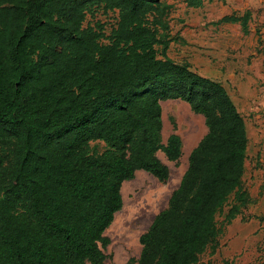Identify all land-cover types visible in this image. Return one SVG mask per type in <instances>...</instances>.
I'll return each mask as SVG.
<instances>
[{"label":"trees","instance_id":"obj_1","mask_svg":"<svg viewBox=\"0 0 264 264\" xmlns=\"http://www.w3.org/2000/svg\"><path fill=\"white\" fill-rule=\"evenodd\" d=\"M171 8L165 0H0V264H105L122 184L139 171L165 182L157 154L180 158L178 136L162 142L168 100L188 104L207 132L140 236L136 264H196L217 246L214 218L230 195L227 224L252 203L242 189L244 118L219 82L168 56ZM98 12L115 15L108 34L100 22L84 25ZM96 141L103 152L91 151Z\"/></svg>","mask_w":264,"mask_h":264},{"label":"rangeland","instance_id":"obj_2","mask_svg":"<svg viewBox=\"0 0 264 264\" xmlns=\"http://www.w3.org/2000/svg\"><path fill=\"white\" fill-rule=\"evenodd\" d=\"M165 1L172 6L168 21L173 41L169 46L168 56L179 64L187 62L210 75L222 72L217 68V58L208 53L212 48L205 44L208 38L213 37L211 29L214 32H218V29L204 27L202 33L194 32L198 27V17L217 12L220 0L212 4L206 3L203 7L201 5L202 8L197 10L186 7L184 0ZM223 3L225 5L226 2ZM256 9L252 12H264V7ZM238 19V22H225L228 26L224 30L230 39L227 42L228 49L225 48L228 59L235 62L239 60L237 55L247 38V26L243 28L242 23H247L248 16L245 13ZM95 22L104 24L108 34L114 25L115 15L98 12L94 18L88 16L84 25ZM181 32L186 35L185 38L179 35ZM261 36L263 34L259 40L252 38L260 60L254 65L255 57L250 55L242 65L238 64L237 68L230 69L241 79L238 84L231 83L228 90L236 99L238 111L245 121L248 144L242 189L250 196L252 203L247 208H242L241 213L227 224L225 217L234 199V194L230 195L214 218L220 231L217 246H207L196 264H223L225 261L230 264H264V39ZM243 67L253 70L248 71ZM244 70L253 80L242 76ZM161 109L162 142L165 144L171 135L178 136L181 142L180 158L177 162H169L163 153L157 154L169 169V177L165 182L139 171L132 180L122 184V207L115 213L112 224L105 231V236L110 241L105 250V264H136L141 250L140 236L149 228L155 216L167 207L171 193L178 187L187 168L190 151L207 132L203 117L191 112L185 102L164 101L161 102ZM90 149L101 153L106 147L102 142L96 141L90 143Z\"/></svg>","mask_w":264,"mask_h":264},{"label":"crops","instance_id":"obj_3","mask_svg":"<svg viewBox=\"0 0 264 264\" xmlns=\"http://www.w3.org/2000/svg\"><path fill=\"white\" fill-rule=\"evenodd\" d=\"M224 1L226 2L225 5L223 3ZM214 2H218V0H215L212 2H204L202 4V7L206 3L212 4ZM220 2H221V5L218 4L219 8L217 12L208 13V14H205V16L203 15L201 17H198L199 21L196 25L198 27L194 29V32L202 33V31L204 30V27H207V28L216 27L218 29V32H214V30L211 29L210 33L213 35V37L208 38L205 44H207L208 46L212 48L211 50L208 51V53L211 54L213 58H217L216 60V64H218L217 68L222 70V72L218 71L217 73H214V75H210L209 73L204 72L202 69L196 68L187 62H181L180 64H189L190 69L193 72L199 74L202 77L219 82L229 94L228 90L230 88V84L231 83L238 84L241 79L239 75L238 76L235 75L232 71H230V69L237 68L238 64L242 65V63H244V59L248 58L250 55H253L255 57L254 65H256V63L260 60L256 45L252 43V38L256 37L259 40L260 35L263 34V36L261 37L262 39H264V12H262L261 14H258V13H253L252 10L254 8L258 9V8L264 7V0H259V1L258 0H220ZM202 7L192 8V9L197 10ZM245 13L248 16V21L245 24L247 26V28L245 26L246 31H247L245 35L247 38L245 39L243 45L241 46L240 52L237 55L239 56V60L235 62L232 59H228L229 56L226 53L227 50L225 48L228 49L227 42L230 39L228 38L229 37L228 34H226V32L224 31L228 25H226L227 23L222 21V19L224 17H229V16H235L238 18V17L243 16ZM256 20H257V23L255 22ZM179 35L182 38L186 37V35L183 32H181ZM243 68L247 69L248 71H250L249 69L253 70V68H248V67H243ZM246 73L244 70V73L242 76L247 79L252 78L253 80V77L250 75H247ZM229 96L238 110L236 99L233 98L230 94Z\"/></svg>","mask_w":264,"mask_h":264},{"label":"bare ground","instance_id":"obj_4","mask_svg":"<svg viewBox=\"0 0 264 264\" xmlns=\"http://www.w3.org/2000/svg\"><path fill=\"white\" fill-rule=\"evenodd\" d=\"M183 153H184V150H183Z\"/></svg>","mask_w":264,"mask_h":264}]
</instances>
